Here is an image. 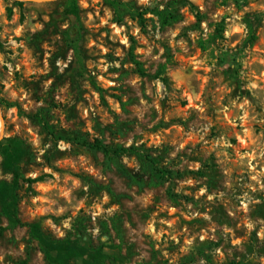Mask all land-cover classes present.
Instances as JSON below:
<instances>
[{
	"label": "rangeland",
	"instance_id": "374dc122",
	"mask_svg": "<svg viewBox=\"0 0 264 264\" xmlns=\"http://www.w3.org/2000/svg\"><path fill=\"white\" fill-rule=\"evenodd\" d=\"M114 1L0 0V98L23 111L0 106V141L43 177L20 182L19 217L103 264H264V0ZM23 262L50 264L0 206V264Z\"/></svg>",
	"mask_w": 264,
	"mask_h": 264
},
{
	"label": "trees",
	"instance_id": "16d2710c",
	"mask_svg": "<svg viewBox=\"0 0 264 264\" xmlns=\"http://www.w3.org/2000/svg\"><path fill=\"white\" fill-rule=\"evenodd\" d=\"M112 4H116L114 0H106ZM178 1H176L177 3ZM182 6H188L190 10L196 15L198 19H201V15L196 10L194 5L184 1ZM67 9L71 14H78V7L74 1L70 2ZM159 16L167 22L168 19L165 13H161L158 10ZM139 18L144 21V14L139 13ZM252 41L255 37L252 36ZM251 44V43H250ZM131 62L137 67L138 72L141 75H145V71L142 64L136 60L133 50L130 53ZM166 82V81H165ZM93 86H95L99 91L102 92L97 86V83L92 81ZM0 106L3 108H13L17 107L20 113H23L19 104L16 102H10L0 98ZM83 144L91 147L94 150L102 152L105 156L112 159V156H122V155H136L145 159L147 164L152 168L154 174L161 180H165L170 177L173 178L176 173L163 168L157 159L149 152L142 151L140 148L131 147H117L111 148L104 145L101 141L96 140L94 142L83 141ZM0 154L3 158L2 166L5 172L11 173L13 176L12 182L1 181L0 182V206L2 213L8 219V221L14 226L27 227L32 235V238L36 240L44 254L45 259L50 264H69L70 260L73 258H81L82 264H103V260L106 255L103 253L102 249H90L85 246H81L76 242L69 239H55L48 233H46L42 225L38 222L27 223L24 222L18 215L17 204H18V190L20 182L24 181L29 184L37 183L43 180V177L38 179H25L21 173L20 164L28 156L29 152L23 140L18 137L4 138L0 141ZM22 264H26L23 262Z\"/></svg>",
	"mask_w": 264,
	"mask_h": 264
},
{
	"label": "water",
	"instance_id": "95a60500",
	"mask_svg": "<svg viewBox=\"0 0 264 264\" xmlns=\"http://www.w3.org/2000/svg\"><path fill=\"white\" fill-rule=\"evenodd\" d=\"M0 117H1V114H0Z\"/></svg>",
	"mask_w": 264,
	"mask_h": 264
}]
</instances>
